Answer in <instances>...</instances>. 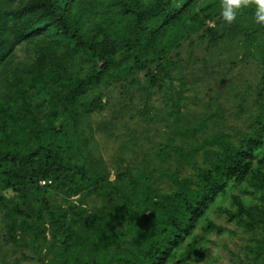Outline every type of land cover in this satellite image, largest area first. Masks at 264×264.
I'll use <instances>...</instances> for the list:
<instances>
[{
    "label": "trees",
    "instance_id": "obj_1",
    "mask_svg": "<svg viewBox=\"0 0 264 264\" xmlns=\"http://www.w3.org/2000/svg\"><path fill=\"white\" fill-rule=\"evenodd\" d=\"M254 10L227 25L220 0H0L3 244L38 264H197L196 231L204 221V233L223 231L207 213L230 193L218 211L250 238L242 264H264V26ZM34 41L30 60L8 67ZM183 43L211 63L230 54L254 68L236 141L219 129L220 111L203 116L210 126L180 125ZM111 86L139 92L142 115L162 96L172 120L156 162L117 167L113 181L94 169L92 126Z\"/></svg>",
    "mask_w": 264,
    "mask_h": 264
},
{
    "label": "rangeland",
    "instance_id": "obj_2",
    "mask_svg": "<svg viewBox=\"0 0 264 264\" xmlns=\"http://www.w3.org/2000/svg\"><path fill=\"white\" fill-rule=\"evenodd\" d=\"M32 44H37V41L26 42L16 47L8 67L14 68L29 61L35 52ZM186 44L183 43L180 51V71L187 87H184L182 101L184 107L181 109L184 122H180V125H196L204 120L210 126L212 120H206L203 116L206 113L220 111L223 120L220 121L222 127L219 129L229 133L231 139L236 141L239 138L237 132L246 130L249 123L248 114L245 112L252 110L249 106L250 96L241 95L240 90L252 86L257 76L254 68L245 63L230 64V54H225V61L211 63L205 60L202 57L203 53L196 48L191 53L187 52ZM233 59L232 57L231 61ZM196 82H198L196 87L190 89V84ZM105 91L106 96L102 98V105L106 106V109L98 116H94L92 123L96 139L93 145L94 160L99 161L94 169L99 170V166H102L109 180L113 181L117 167H125L130 163L140 170L148 168V163L156 162L154 152L158 144L166 142L172 120H163L166 119L169 108L164 104L162 96H157L152 101L157 110H148L143 116L141 114L143 102L139 92L125 95L118 86L108 87ZM229 195L230 193H227L218 199L207 213V220L221 227L223 231L216 233L212 230L204 233L202 226L205 221L196 231L199 236L197 239L199 244L196 247L204 252V258L197 264H242L245 260L243 249L250 238L235 224L229 223L225 215L218 211V208L230 207ZM54 197L57 203L65 206L60 196ZM79 198L80 196H77L70 200L75 202ZM85 200L87 202L85 207L89 209L95 198L89 196ZM2 237L3 235L0 237V264H38L32 260L22 259V253L29 252H23L20 248L14 249L9 246L10 244L4 245Z\"/></svg>",
    "mask_w": 264,
    "mask_h": 264
},
{
    "label": "clouds",
    "instance_id": "obj_3",
    "mask_svg": "<svg viewBox=\"0 0 264 264\" xmlns=\"http://www.w3.org/2000/svg\"><path fill=\"white\" fill-rule=\"evenodd\" d=\"M254 6L253 22L264 26V0H220V17L227 25L233 24L241 10Z\"/></svg>",
    "mask_w": 264,
    "mask_h": 264
},
{
    "label": "built area",
    "instance_id": "obj_4",
    "mask_svg": "<svg viewBox=\"0 0 264 264\" xmlns=\"http://www.w3.org/2000/svg\"><path fill=\"white\" fill-rule=\"evenodd\" d=\"M45 183H46V182L42 181V182H40L39 184H40L41 186H43V185H45ZM48 183H50V182H48Z\"/></svg>",
    "mask_w": 264,
    "mask_h": 264
}]
</instances>
